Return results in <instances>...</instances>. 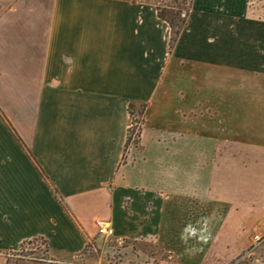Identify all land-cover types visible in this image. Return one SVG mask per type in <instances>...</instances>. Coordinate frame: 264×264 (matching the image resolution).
<instances>
[{"label": "crops", "instance_id": "obj_1", "mask_svg": "<svg viewBox=\"0 0 264 264\" xmlns=\"http://www.w3.org/2000/svg\"><path fill=\"white\" fill-rule=\"evenodd\" d=\"M254 3L190 0L172 47L157 0H0V264L35 240L48 258L16 264H107L84 254L98 222L139 245L134 264H227L249 251L264 232L256 175L227 157L225 130L198 123L224 99L195 92L228 74L254 88L240 100L252 121L234 133L245 156L264 151ZM131 102L148 107L126 153ZM248 257L264 260V247Z\"/></svg>", "mask_w": 264, "mask_h": 264}, {"label": "rangeland", "instance_id": "obj_2", "mask_svg": "<svg viewBox=\"0 0 264 264\" xmlns=\"http://www.w3.org/2000/svg\"><path fill=\"white\" fill-rule=\"evenodd\" d=\"M161 5L162 11H164L170 19H173L176 24L182 26L181 21L186 20L183 17L184 13L189 11L190 0H157ZM255 1V6L258 5L259 9L264 10V0H253ZM181 20V21H180ZM182 76L187 74L186 70L180 71ZM233 75L227 76L226 84H221L220 87H208L206 88V92L196 91L195 95H218L219 97L224 99L222 102V106L225 108L221 109V111L215 116H209V114L205 115L204 118H201L198 123L202 127L204 125L212 128H219L221 130L226 131V138L228 139V144L226 148V155L230 159H249L248 164H252L248 167V169H252L256 175V178L253 181L252 188L255 194L260 197V207L264 206V151L263 150H253L250 152L249 156H245V152H241L240 149V137L237 136L234 131L236 127H240V122L244 119V122H251L252 119H245L248 116L247 112H250L247 109V103H242L241 97L245 98L248 96H252L255 91L252 87H247L246 85L236 84L235 79L231 77ZM264 87H261L260 91L264 92ZM188 87L178 86L174 91L176 93H180L183 91L184 93ZM252 94V95H251ZM261 106V105H260ZM264 107V104L262 105ZM141 111V108L138 106L135 109L134 116L131 117L130 131L129 136L131 137V143L128 147L127 151L131 147H135L140 143V139L142 136V131L145 122V116H141L138 112ZM264 111V110H262ZM261 111V112H262ZM146 113V112H145ZM264 114V112H262ZM262 121L260 125L255 126L256 132L260 134L261 137L264 136V117L261 115ZM230 142V143H229ZM237 143V144H236ZM251 159V160H250ZM244 189V188H243ZM258 219L264 220V210H259L257 214ZM255 218V217H254ZM256 235L264 236V232L258 230L255 232L254 237ZM253 237V239H254ZM141 245V244H140ZM142 248H146L150 253L154 251V246L151 243H144L141 245ZM264 247V242H262L257 248L253 249L252 247L248 252H245L240 258H234L227 262V264H264V260L260 258H250L248 257L255 250ZM139 245H135L132 243H127L124 241H115L113 237L107 238L104 236L99 237V240L95 243L94 246H90L86 251L85 255L88 256L89 261L92 260H100L103 259L107 264H134L139 256ZM21 258H48V246L46 242L43 240H35L30 243L24 244L20 247L18 251L12 253L10 256L11 263L16 264V261ZM74 264H82L80 262H76Z\"/></svg>", "mask_w": 264, "mask_h": 264}, {"label": "trees", "instance_id": "obj_3", "mask_svg": "<svg viewBox=\"0 0 264 264\" xmlns=\"http://www.w3.org/2000/svg\"><path fill=\"white\" fill-rule=\"evenodd\" d=\"M159 17L162 18V19H164V20H167L170 23V25H171V27H172V29L174 31V37L172 38V47H173L174 44L177 41V38L180 36L183 27L186 25L187 20H182V21L180 20L181 23H182V26H179L178 24H176L174 22L173 19H170L168 17V15L164 11H162V10L159 11ZM138 106L141 108V111H139L138 113L142 117L145 116V112L147 110L148 105L146 103L131 102V104H130L131 117L134 116L135 109ZM129 134H130V131L128 133V140H127L126 150L128 149V147L130 146V143H131V137L129 136ZM21 259H27V258H21ZM29 259H37V258H29Z\"/></svg>", "mask_w": 264, "mask_h": 264}, {"label": "built area", "instance_id": "obj_4", "mask_svg": "<svg viewBox=\"0 0 264 264\" xmlns=\"http://www.w3.org/2000/svg\"><path fill=\"white\" fill-rule=\"evenodd\" d=\"M183 17L187 19V13H184ZM97 225L98 232L101 236L107 238L114 236L115 232L111 225L104 222H98ZM262 242H264V236L256 235L253 239V249L257 248Z\"/></svg>", "mask_w": 264, "mask_h": 264}]
</instances>
